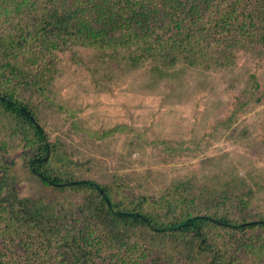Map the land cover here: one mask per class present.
<instances>
[{"label":"trees","instance_id":"1","mask_svg":"<svg viewBox=\"0 0 264 264\" xmlns=\"http://www.w3.org/2000/svg\"><path fill=\"white\" fill-rule=\"evenodd\" d=\"M72 44L131 49L135 62L155 59L163 71L201 58L225 69L233 52L264 48V0H0V264H237L264 218L207 208L185 184L153 199L64 172L73 162L49 141L25 91L66 111L29 68L51 71L46 54ZM28 52L37 57L19 59ZM247 82L241 107L264 100L257 77ZM6 121L16 126L10 137ZM3 144H20L31 175L59 196L20 197Z\"/></svg>","mask_w":264,"mask_h":264},{"label":"rangeland","instance_id":"2","mask_svg":"<svg viewBox=\"0 0 264 264\" xmlns=\"http://www.w3.org/2000/svg\"><path fill=\"white\" fill-rule=\"evenodd\" d=\"M31 53L19 59L37 57ZM136 53L72 44L46 54L51 71L29 68V79L66 108L51 106L37 90L25 91L49 141L73 162L64 172L99 184L120 181L135 197L153 199L185 184L207 208L264 218V100L241 107L250 75L262 97L264 48L233 52L234 63L225 69L201 58L163 71L155 59L135 62ZM6 122L10 137L16 126ZM3 145L20 197L59 196L31 175L20 144ZM248 240L237 264H264V233Z\"/></svg>","mask_w":264,"mask_h":264}]
</instances>
